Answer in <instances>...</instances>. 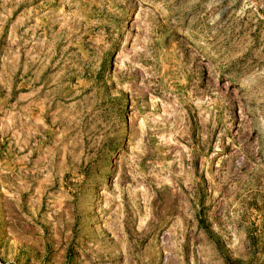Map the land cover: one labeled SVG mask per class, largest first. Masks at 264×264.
<instances>
[{"label": "rangeland", "instance_id": "rangeland-1", "mask_svg": "<svg viewBox=\"0 0 264 264\" xmlns=\"http://www.w3.org/2000/svg\"><path fill=\"white\" fill-rule=\"evenodd\" d=\"M0 264H264V0H0Z\"/></svg>", "mask_w": 264, "mask_h": 264}]
</instances>
